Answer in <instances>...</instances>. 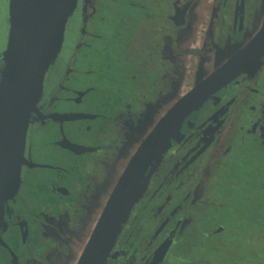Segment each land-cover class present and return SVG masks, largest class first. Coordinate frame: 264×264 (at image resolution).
<instances>
[{
	"label": "flooded vegetation",
	"instance_id": "1",
	"mask_svg": "<svg viewBox=\"0 0 264 264\" xmlns=\"http://www.w3.org/2000/svg\"><path fill=\"white\" fill-rule=\"evenodd\" d=\"M11 4L0 0V74ZM124 5L133 15L115 18ZM262 11L264 0H77L24 149L0 134V264H79L116 180L178 102L196 105L145 170L105 264H250L264 193H242L235 174L246 152L264 156V52L241 53ZM96 45L123 68L101 93L82 66ZM38 136L60 159L38 155Z\"/></svg>",
	"mask_w": 264,
	"mask_h": 264
},
{
	"label": "water",
	"instance_id": "2",
	"mask_svg": "<svg viewBox=\"0 0 264 264\" xmlns=\"http://www.w3.org/2000/svg\"><path fill=\"white\" fill-rule=\"evenodd\" d=\"M11 3L9 40L2 54L4 67L0 74V134H20L24 149L30 115L42 94L44 77L61 51L65 26L77 0H11ZM258 20L261 27L243 47L242 54L264 52V11L258 14ZM230 77H224L221 84ZM181 104L176 103L156 123L130 158L111 190L79 264H105L121 221L138 197L134 193L145 170L165 150L168 137L196 102ZM18 183L12 184L11 193Z\"/></svg>",
	"mask_w": 264,
	"mask_h": 264
},
{
	"label": "rangeland",
	"instance_id": "3",
	"mask_svg": "<svg viewBox=\"0 0 264 264\" xmlns=\"http://www.w3.org/2000/svg\"><path fill=\"white\" fill-rule=\"evenodd\" d=\"M128 1L134 3L137 0H128ZM120 7L121 8H119L115 18H119V17L121 18L127 14L133 15L132 7L127 8L125 5L124 7L123 6ZM102 29H100L102 33L106 34V36L109 35L108 33L109 30L107 28H102ZM100 51H102L100 46L99 47L97 46L96 50L94 51V54L91 55L90 53L88 60L84 61L82 63V66L84 68L85 67L91 68L92 70L95 71L97 77L89 80V82L97 85L99 92L101 93L103 90L109 87V82H110L109 76L111 75L110 71L111 70L114 71L115 73L114 78L118 80L119 78L118 75L120 76V78L123 75V68L122 67L117 68V66H114L115 63H113V65H111L110 63H108L109 65L100 63L98 57V54L100 56ZM115 55H112L113 58ZM108 56L112 57L111 55ZM114 82L116 81L113 80V83ZM112 93L114 94V91H112ZM100 99L101 98L98 97V100ZM75 137L78 139L81 138V136H77V135H75ZM44 141H46L45 138L41 136L37 137L36 142L39 148L38 155L41 156L42 158H47L49 160H54V161H57L58 158L60 159V155L57 153L56 150L51 149L45 152L41 149V145ZM243 160H245V162L242 164V167L239 168V171H237V173L235 174V181L237 183L242 184L243 182H247V185L245 188H243L242 193L245 194L251 193L252 195H254L256 191L264 193V178L261 177V172L264 171V156L259 154H254V152H246V154L243 156ZM120 162L121 161H119V163ZM232 221H234V219H232ZM258 254H259L258 257L253 258V261L264 262V248H260L258 250Z\"/></svg>",
	"mask_w": 264,
	"mask_h": 264
},
{
	"label": "trees",
	"instance_id": "4",
	"mask_svg": "<svg viewBox=\"0 0 264 264\" xmlns=\"http://www.w3.org/2000/svg\"><path fill=\"white\" fill-rule=\"evenodd\" d=\"M260 248H264V247H262V246H260V247H252V253H251V262H250V264H264V262H258V261H253V258H257L258 257V250L260 249Z\"/></svg>",
	"mask_w": 264,
	"mask_h": 264
}]
</instances>
